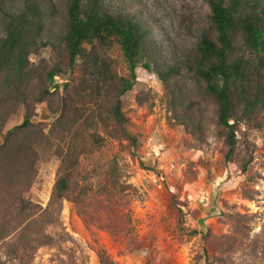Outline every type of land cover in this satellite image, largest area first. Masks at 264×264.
I'll list each match as a JSON object with an SVG mask.
<instances>
[{"label": "rangeland", "instance_id": "rangeland-1", "mask_svg": "<svg viewBox=\"0 0 264 264\" xmlns=\"http://www.w3.org/2000/svg\"><path fill=\"white\" fill-rule=\"evenodd\" d=\"M70 1L0 0V39L21 9L35 8L42 25L30 78L15 84L0 69V264H264V112L237 105L236 154L227 160L217 105L187 71L207 25L206 1L104 0L147 30L162 70L175 66L166 87L139 65L120 97L134 145L96 110L105 111L113 89L101 104L74 94L79 99L59 118L79 71L60 44ZM120 50L114 42L102 54L127 76ZM55 66L58 86L33 101ZM30 104V124L6 136ZM76 105L87 108L79 127ZM67 151L76 161L71 190L50 203Z\"/></svg>", "mask_w": 264, "mask_h": 264}, {"label": "trees", "instance_id": "trees-1", "mask_svg": "<svg viewBox=\"0 0 264 264\" xmlns=\"http://www.w3.org/2000/svg\"><path fill=\"white\" fill-rule=\"evenodd\" d=\"M210 8L207 25L197 43L186 57L187 71L201 82L204 95L216 105V121L223 128L227 146L225 158L232 160L236 154L237 105L242 112L250 108L264 112V1L263 0H205ZM37 10L21 9L12 15L6 33L0 39V69L5 78L15 84L29 79L32 73L29 53L38 46L42 30ZM33 31V32H32ZM117 42L127 65L128 75L121 76L112 67L110 59L102 54L107 46ZM62 54L69 67L77 65L78 74L61 96L59 118L63 117L79 96L81 101L101 104L102 96L113 89V99L105 111L96 110L102 121L112 122L132 145L136 138L126 128V117L120 108V97L132 89L136 68L140 65L155 72L167 87L175 66L161 69L152 57L147 44V30L133 16L121 11H111L104 0H71L67 9V25L60 37ZM60 67L46 71L48 85L35 94L33 101L40 102L50 87L58 86L55 78ZM78 98V99H79ZM32 105L26 106L23 120L7 129L6 136L17 133L30 124ZM87 108H74L73 125L80 126L87 119ZM68 152V151H67ZM76 161L64 153L57 172L50 203L60 201L69 194ZM246 163L241 165L245 171Z\"/></svg>", "mask_w": 264, "mask_h": 264}]
</instances>
